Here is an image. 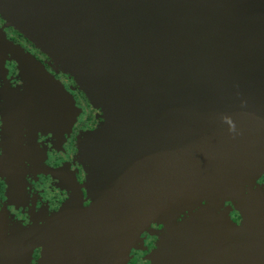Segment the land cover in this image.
Instances as JSON below:
<instances>
[{"label": "water", "instance_id": "1", "mask_svg": "<svg viewBox=\"0 0 264 264\" xmlns=\"http://www.w3.org/2000/svg\"><path fill=\"white\" fill-rule=\"evenodd\" d=\"M0 13L103 114L78 140L89 205L73 189L45 219L54 223L20 228L11 240L18 258L27 264L40 249L37 264H126L141 232L161 221L159 252L182 264L181 254L201 252L191 241L201 224H235L226 201L241 218L231 226L236 245L248 243L253 224H264V0H0ZM0 46L35 109L72 121L58 81L19 46L5 38ZM189 84L219 95L190 94L193 108L186 97L166 99L192 93ZM151 102L168 114L161 121L172 140L152 128ZM258 106L261 119L246 129L222 120ZM190 110L212 117L193 131Z\"/></svg>", "mask_w": 264, "mask_h": 264}, {"label": "flooded vegetation", "instance_id": "2", "mask_svg": "<svg viewBox=\"0 0 264 264\" xmlns=\"http://www.w3.org/2000/svg\"><path fill=\"white\" fill-rule=\"evenodd\" d=\"M2 38L31 53L83 109L72 126L68 124L70 118L59 125L49 117L48 110H36L38 102L24 93L26 81L21 69L0 46V264H26L17 257V247L11 243L20 228L54 223L45 219L58 213L73 189L80 190L83 206L89 205L83 187L84 169L77 158L78 140L96 129L103 118L81 92L73 93V81L55 71L50 60L8 25L0 13V41ZM35 112L46 116L37 117ZM258 184H264V177ZM224 206L231 207L229 216L235 224H224L222 228L223 224H201L202 229L195 233L197 238L191 239L199 243L201 252L181 254L182 264H264V224H253L248 243L237 246L238 232L231 226L241 227V218L231 201ZM161 224L153 221L141 232L127 264H176L172 259L167 261L172 254L159 252L160 236L166 233ZM39 257L40 249H36L27 264H37Z\"/></svg>", "mask_w": 264, "mask_h": 264}, {"label": "bare ground", "instance_id": "3", "mask_svg": "<svg viewBox=\"0 0 264 264\" xmlns=\"http://www.w3.org/2000/svg\"><path fill=\"white\" fill-rule=\"evenodd\" d=\"M137 86H136V95H137ZM188 90L192 93H187V94H183L181 95L182 93L180 92H170V94L167 95V98H172L175 97V98H180V96H183V98H187L188 100V103H189V107L190 108H193L195 106H198V105H191L192 103V99H191V95L190 94H194V95H198L199 96H195V99H199V101H203V100H206L208 98H211V97H215L216 95H219V92H215V91H208V90H204V89H201L195 85H192V84H189L188 85ZM129 91L131 93V97L134 96V93H135V86L131 85L129 87ZM138 97V95H137ZM118 98L124 102H131V99H126L121 96L120 98V92L118 94ZM139 100L143 101L144 99H141L138 97ZM210 102V101H209ZM119 104V102H116V107L117 105ZM151 105L153 107H155V110L152 112V116H151V124H155L152 128H156L157 130V135H158V138L159 139H162L161 138V130L162 132H164L165 134V137L167 138L168 136H171V140H172V130L171 129H167L163 124H162V119H167V113H163L164 111L163 110H158V106L156 105L155 102H151ZM163 111V112H162ZM263 110L260 108V106H258L257 108L253 109L252 112H250L249 110H235V116L232 117L231 115L233 113H229V112H225L224 115H223V122L225 121H229V122H234V124H236L237 127L239 128H248L250 123L253 121V122H257L261 119V112ZM190 113L191 115L189 116V120H192L193 123H189L188 125V128L190 130H193V131H198L200 129L201 126H203L200 121L201 119H210L212 116H207V115H200V114H196L195 111H192L190 110ZM204 117V118H202ZM196 121H199V122H196ZM185 129H183V132H184Z\"/></svg>", "mask_w": 264, "mask_h": 264}, {"label": "rangeland", "instance_id": "4", "mask_svg": "<svg viewBox=\"0 0 264 264\" xmlns=\"http://www.w3.org/2000/svg\"><path fill=\"white\" fill-rule=\"evenodd\" d=\"M6 20V19H5ZM7 22V21H6ZM12 43V42H11ZM13 44V43H12ZM15 45V44H14ZM17 46V45H16ZM22 49V48H21ZM27 55H29V56H32L33 58H34V56L31 54V53H29L28 51H26V50H24V49H22ZM44 55V54H43ZM35 59V58H34ZM48 59V58H47ZM36 60V59H35ZM37 61V60H36ZM39 62V61H38ZM40 63V62H39ZM41 64V63H40ZM42 65V64H41ZM43 66V65H42ZM43 68H44V66H43ZM44 70L46 71V69L44 68ZM47 72V71H46ZM48 73V72H47ZM58 73H61V74H63L61 71L60 72H58ZM50 74V73H49ZM63 75H65V76H67V77H69L68 75H66V74H63ZM72 81H73V79L71 78V77H69ZM73 83L75 84V90L73 91V93L74 94H77L76 92H81L83 95H84V93L80 90V88L76 85V83L73 81ZM59 85L62 87V89L65 91V89L63 88V86L59 83ZM66 94H67V92H66ZM68 95H69V100H71V101H73V107H74V111H75V116H73V118H72V121L71 122H69L68 124H70V126H72L74 123H76L77 122V116H79L80 115V113L81 112H83V109H80L77 105H75V100L73 99V97H72V95L70 94V93H68ZM84 97L86 98V100L88 101V103L90 104V106H92L95 110H97V111H99V112H101V110L99 109V108H97V107H94V105L92 104V103H90L89 102V100L87 99V97L84 95ZM101 114H102V112H101ZM103 116V114L101 115V117ZM69 118H71V116L70 117H68L67 119H65L66 121L69 119ZM66 126V125H65ZM93 131V130H92ZM261 179V178H260ZM258 182V181H257ZM225 207V206H224ZM132 249H134V248H132ZM132 249H131V251H132ZM131 251H130V253H131ZM130 253H129V256H128V259L130 258ZM127 262H128V260H127ZM127 264V263H126Z\"/></svg>", "mask_w": 264, "mask_h": 264}]
</instances>
